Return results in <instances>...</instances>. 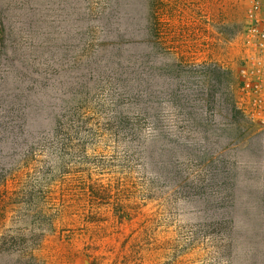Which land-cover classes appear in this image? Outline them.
I'll list each match as a JSON object with an SVG mask.
<instances>
[{
  "label": "rangeland",
  "instance_id": "rangeland-1",
  "mask_svg": "<svg viewBox=\"0 0 264 264\" xmlns=\"http://www.w3.org/2000/svg\"><path fill=\"white\" fill-rule=\"evenodd\" d=\"M110 1L0 0V264H264V128L235 99L250 0H144L167 70L198 67L197 82L177 69L176 97L168 75L163 128L199 180L221 159L230 242L210 236L217 203L199 214L201 191L189 200L125 157L117 127H151L123 104L129 71L108 47L129 28L105 27Z\"/></svg>",
  "mask_w": 264,
  "mask_h": 264
},
{
  "label": "trees",
  "instance_id": "trees-1",
  "mask_svg": "<svg viewBox=\"0 0 264 264\" xmlns=\"http://www.w3.org/2000/svg\"><path fill=\"white\" fill-rule=\"evenodd\" d=\"M139 2H141L139 12H135V5L130 4L131 10L127 11V16L122 17L123 0L110 1L111 20L105 23V27L109 29L121 27V25L129 28L127 33L120 32L116 43H111L109 47L104 46L113 49L114 55L129 71L126 80L124 76L119 78L124 86L122 98L126 110L133 112L139 122L149 123L151 127L148 130L139 127H117L120 130L119 132L124 134L122 138L127 148L124 151L125 157L140 162L143 171L154 180L160 182L164 187L176 191L177 194L180 191L183 192L189 200H195V197L190 199L192 191H201L202 196L196 197L195 200L198 203L197 213L207 212L202 204L208 203V200L217 203L209 226L210 236L223 235L230 242L233 235L231 231L236 228L233 215V213H237L235 209L236 197L235 195L223 193V191L220 192V189H218L217 177L213 175L212 169L215 165H218L217 163H220L221 159L218 157L207 159L205 161L207 167L205 176L199 180L194 176L193 171L183 168L182 159L184 155H182V152L183 154L185 152L190 154V152L183 151L179 142L171 139L163 128L165 96L168 94V75L173 78L171 84L173 93L169 94L176 97L178 91L176 88L178 78L175 76L177 69L186 71L189 82H194L199 77L196 73L198 67L185 68L175 62L172 71L167 70L163 58L165 51L161 45L160 29L158 27L156 32H153L152 28L150 30L146 5H144V0ZM107 4H109V1H107ZM215 69L219 72V75L213 79V82H216L214 84L218 86L222 83L221 73L223 74L224 71L217 66H215ZM190 102V106L193 107L192 104L196 103L197 100L192 98ZM212 102L217 103L219 101L215 98V101L212 100ZM187 156L189 157V155ZM187 191L190 192L189 197L185 194ZM231 200H233L231 210L233 213L229 210L223 211L219 203H223V201L227 203Z\"/></svg>",
  "mask_w": 264,
  "mask_h": 264
},
{
  "label": "built area",
  "instance_id": "built-area-1",
  "mask_svg": "<svg viewBox=\"0 0 264 264\" xmlns=\"http://www.w3.org/2000/svg\"><path fill=\"white\" fill-rule=\"evenodd\" d=\"M245 53L236 75V104L254 124L264 128V0H250Z\"/></svg>",
  "mask_w": 264,
  "mask_h": 264
}]
</instances>
